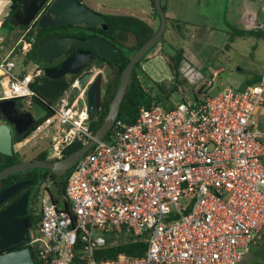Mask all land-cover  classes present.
<instances>
[{"label": "built area", "instance_id": "1", "mask_svg": "<svg viewBox=\"0 0 264 264\" xmlns=\"http://www.w3.org/2000/svg\"><path fill=\"white\" fill-rule=\"evenodd\" d=\"M29 33L7 51L0 41V101L21 100L31 111L35 96L43 100L52 116L28 141L54 131L49 157L61 159L66 147L94 138L86 89L73 104L71 92L50 104L33 89L44 69L15 73L14 56L35 48ZM72 88L83 90L77 80ZM263 105L264 80L174 109L141 108L133 124L120 125L80 159L59 203L49 191L42 197L40 223L27 241L38 263L242 264L264 239V132L255 120ZM110 238L115 245L141 240L146 252L98 260Z\"/></svg>", "mask_w": 264, "mask_h": 264}, {"label": "water", "instance_id": "2", "mask_svg": "<svg viewBox=\"0 0 264 264\" xmlns=\"http://www.w3.org/2000/svg\"><path fill=\"white\" fill-rule=\"evenodd\" d=\"M22 4L23 18L30 14L29 6L35 5L34 11L30 15V21L26 25H30L46 9V13L37 19L41 28H54L64 25L102 26L104 29L108 28L104 23L105 17L101 13L90 9L77 0H25ZM155 9L160 17V27L155 35L134 54L123 70L115 97L110 104L109 113L94 138L74 154L58 161L34 159L7 167L0 172V181L9 176L36 169L47 170L50 174L54 173L57 176H67L98 141H102L108 136L117 121L134 68L154 46L162 41L165 35L168 19L163 9L162 0H155ZM71 47L77 49V51L67 56ZM85 47L93 48L94 50H82ZM35 54L36 59L41 63L53 62L66 56L58 69L44 71L47 80L36 85L37 94L49 102L54 101L66 87V84L55 83L54 81L64 77L76 76L79 86L82 89H86L87 109L91 119L101 106L104 75L98 74L95 76V65H92L88 71H85V69L93 62L96 55L110 63H114L120 58L122 52L113 42L98 35L84 39L77 36L63 37L56 33L47 36L39 43ZM222 76L224 79L226 78L225 74ZM70 90L75 89L71 86ZM15 103V101H5L3 106H11V112L15 114L17 113L14 107ZM47 114L48 111L44 106L37 101H33L31 111L23 116L27 119L26 122L30 128L36 121L44 118ZM16 117L18 119L21 118L20 115ZM15 152L13 128L8 123L0 120V154L13 156ZM31 182H16L0 192V206L7 203ZM27 197L28 193L23 194L17 201L0 211V251L20 246L28 241ZM0 264H35V260L31 249L25 247L0 254Z\"/></svg>", "mask_w": 264, "mask_h": 264}, {"label": "rangeland", "instance_id": "3", "mask_svg": "<svg viewBox=\"0 0 264 264\" xmlns=\"http://www.w3.org/2000/svg\"><path fill=\"white\" fill-rule=\"evenodd\" d=\"M82 1L90 9L103 15L137 14L150 24L153 23L150 18L154 15L156 18V23L155 21L153 23L155 30L160 27V17L155 12L150 0ZM257 1L264 4V0ZM165 4L166 0H164ZM261 6L262 4L253 3V0H172L171 7L167 9V18L169 19L164 40L141 62L140 75L145 89L150 91L155 85L154 83L163 84V82L168 89L177 87V90L170 94L167 104H164L169 107L171 104L177 105L183 101L212 96L225 90L229 84L224 82L225 79L222 75L226 72L218 74L214 85L209 84L212 81L211 75L214 74L216 68H230L234 72L235 79H242L245 74L238 69L245 63L251 62L255 55L254 46H264V41L256 37H237L233 44L229 42V38L235 29L251 28V25L248 24L252 23L248 21V17L243 19V15L246 17L254 8ZM34 8L35 5L29 6L30 14L23 18V25L30 21V15ZM177 24L181 25L180 30L177 28ZM134 43L135 38L131 35L127 45L130 46ZM229 44L234 47L231 51L227 48ZM177 50H183L185 56L180 68L179 80L181 84L176 82L173 70L168 63L169 58L173 57ZM14 60L17 65L15 69L17 74L22 71L31 72L37 66V63L29 59L28 56L15 55ZM102 71L104 72V82H108L113 73L106 65ZM183 79L185 81L182 82ZM204 86H207V89L201 93L200 88ZM82 91L72 90L71 96L82 95ZM84 100L86 102V95ZM47 139L46 136H41L23 144H16L15 149L24 161L34 160L45 149L49 154ZM48 190L55 198H61V191L54 183L44 182L38 190L36 199L35 211L37 214H40L42 197L49 196ZM261 243L262 246L254 244L251 247L242 264H253L259 253L264 258V239Z\"/></svg>", "mask_w": 264, "mask_h": 264}, {"label": "trees", "instance_id": "4", "mask_svg": "<svg viewBox=\"0 0 264 264\" xmlns=\"http://www.w3.org/2000/svg\"><path fill=\"white\" fill-rule=\"evenodd\" d=\"M13 6H12V12L11 15H14L17 12H22L23 10V2L25 0H12ZM153 8L155 9V0H150ZM163 9L166 12V5H163ZM155 12L157 13L156 9ZM105 17L104 23L107 25V29H104L102 26L97 27H87V26H74V25H64L56 27L55 29L51 28H41L39 26L38 21L31 27L30 29V35H35L36 32L40 31V36L38 37V40L36 42L35 48L31 54L28 55L29 59L33 60L37 64H41L36 59V48L39 43H41L47 34L49 32H52L57 29L64 30V33L70 34L77 37H85V36H94L98 35L106 40L112 41L114 44H116L119 48L122 49V54L120 58L115 63H110L105 59H102L98 56H96V59L92 63V65H97L100 68L105 67V65L108 66L109 69H111L113 75L109 78L108 82L105 84V91L104 96L101 101V106L98 112L90 119L89 125L90 129L93 133V135L96 134V132L99 130V128L102 126L103 122L105 121L109 109L110 104L112 100L115 97L116 91L118 89L120 78L122 75L123 70L127 66V64L130 62L131 58L134 56V54L147 42L149 41L157 32L154 27H152L150 24H148L146 21L139 19L134 16H128V15H103ZM9 23V20H7L4 24V26H7ZM23 29H27L28 27H22ZM177 28L180 30L181 25L177 24ZM133 35L135 38V43L128 46L126 45L129 40L130 36ZM237 37H256V38H262L264 39V30L262 29H253V30H241V29H235L232 36L229 38V42L233 43L234 40ZM164 40V37L162 41ZM159 44V43H158ZM154 46L142 59V61L158 46ZM227 48H230V44L227 46ZM184 51L183 50H177L176 54L173 57H170L168 60L169 65L171 66L173 73L175 75V80L178 82V84H181V81L179 80L181 76V64L184 61ZM141 61V62H142ZM139 63L133 70L130 82L128 85V89L126 92V96L124 98V101L120 107L119 114L117 121L115 123V126L113 129L109 132L108 136L105 138L106 141H109L112 137L113 132L117 127L120 125H130L133 124L136 119L139 116L140 110L143 107H150L153 103L161 104L165 109H174L176 105L171 104L169 107L165 106L167 104V100L169 99V96L173 91L177 90L176 88H167L166 84L163 82V84L154 83L155 85L152 86L150 91H147L145 89V84L141 79L140 71H141V65L142 63ZM91 65V66H92ZM143 73V72H142ZM184 78V77H183ZM77 79L76 76L71 77L67 87L70 88L72 84ZM180 81V82H179ZM185 81V79L182 80V82ZM251 85L255 83H250ZM37 84L33 85V89L35 90ZM207 86H204L200 88V92L206 91ZM155 92V95L153 93ZM63 95V94H62ZM62 95L58 96L54 101H52L50 104H54ZM77 97V96H76ZM75 96L71 97V103L74 102L76 99ZM207 97H203L202 101ZM34 99L40 103L42 106H44L48 110V114L36 121L30 128L23 132H14V144H18L21 142L26 141L29 139L36 127V125L45 118L52 116V110L49 108L48 105H46L43 100H41L38 96H35ZM199 98H195L197 101ZM8 101H21V100H8ZM5 101H0V120L3 122H6L10 125L11 122V112L9 109L3 106V103ZM49 104V105H50ZM165 104V105H164ZM84 144L82 142H75L74 144L66 147L63 151L62 158H66L78 150H80ZM35 159L39 160H49V161H58L59 159H49L48 152H42L39 154ZM24 159L21 157L19 152H15L13 156H5L0 154V172L3 171L5 168L10 167L12 165L18 164L23 162ZM24 178H30L34 180L37 184L36 187V195L34 197H38V190L40 186L46 182L48 178H50V184L54 183L57 188L61 191V198H55V196L51 193V196L54 198L56 202L59 203V201L62 199L63 196V187L66 183L67 176H57L54 173L50 174L49 171L43 170V169H36L32 171H27L26 173L22 174H16L14 176H9L7 178H4L0 181V192H2L7 187L11 186L15 182L24 179ZM49 189V188H48ZM34 199L30 205L29 210L27 214L28 218V224H29V233H31L34 226L32 224V221L35 220L38 224L40 223V216L35 211V206L37 200ZM113 238L109 239V244L101 251L97 253L98 260H112L117 258L120 254H125L129 257H141L144 255L147 249V244L143 241L139 240H129L124 243L120 244H113ZM25 247H29L32 252V256L35 260V264H39L36 256L35 249L30 246V244L24 243L21 246H16L9 248L7 251H13L16 249H22ZM3 251H0V254H2Z\"/></svg>", "mask_w": 264, "mask_h": 264}, {"label": "crops", "instance_id": "5", "mask_svg": "<svg viewBox=\"0 0 264 264\" xmlns=\"http://www.w3.org/2000/svg\"><path fill=\"white\" fill-rule=\"evenodd\" d=\"M171 2H172V0H166V4H165L166 5V12H165L166 16H167V9L171 7ZM253 3L262 4V6L258 7V8H254L252 12H250L248 15H246V17H245V15H243V19L248 17V21L252 24H248V25H251V28H244V29L241 28V30H253V29L264 30V4L262 2L257 1V0H253ZM84 4H86V3L84 2ZM162 5H164V0H162ZM12 6H13L12 0H0V41H1L2 46L4 47L5 51L11 49L12 47H14L19 42V40L27 32V30L31 29V27L37 22V19H39L41 17V13H42L41 12L38 15V17L36 18V20H34L30 25H23L22 21H20L19 23L15 22V18L21 16L22 12H17L14 15H11ZM90 7L93 8V6H90ZM110 15H115V14H110ZM128 16H134V17H137L139 19H142L137 14H135V15L131 14ZM150 19L153 21V23H154V21L156 23V18L154 17V15ZM167 19H169V18H167ZM7 20H9V23L7 26H4V24ZM144 21H146V20H144ZM174 21L176 22L177 20H174ZM147 23L150 24L149 22H147ZM153 23H151L150 25L155 28ZM22 27H28V28L23 29ZM259 39L264 41V39H262V38H259ZM234 43L235 42H233V44ZM233 48H234L233 45H231L230 48H228V49L231 51V50H233ZM254 48H255V55H254V58L251 59V62L245 63L243 67H240V69H238V71H242L245 74V76L242 79H239V80L235 79L234 78V72L230 68L227 69L225 67H221V68H216L214 70V74L211 75L212 81H210L209 84L214 85L215 82L217 81L216 78H217L218 74L221 75L222 73H225V72H226V74H225L226 78H225L224 82L229 84L225 88V90H227V89L243 90L246 87L250 86L251 85L250 83L257 84L260 81L264 80V46L256 45V46H254ZM95 66H96V68L94 69L95 76H97L98 74L104 73L102 71L104 69V67L100 68L97 65H95ZM25 73H27V72L22 71L21 73H19V75H22ZM2 81H3V77H2V74L0 71V89H1V91H2V87H3ZM84 91L85 90H83L82 93ZM222 91H224V90H222ZM219 92H221V91H219ZM85 94H86V91H85ZM85 94H84V96H85ZM212 96H214V95H212ZM71 97L72 96L70 95V102H71ZM77 97H81V95H78ZM208 97H210V95ZM80 103H83V101H80ZM86 104H88L87 100H86ZM255 120L257 121L258 128L262 132H264V105L261 106L260 108H258L257 111L255 112ZM53 133H54V131H52L50 133V135L46 136L48 138L47 139L48 145H49L48 149L51 146V140H52ZM260 140L262 143H264V135L260 138ZM24 142H28V139ZM24 142H21L18 144H23ZM15 151H16V149H15ZM45 151L48 152V150H46V149L43 150V152H45ZM48 157H49V154H48ZM49 159H51V158L49 157ZM263 233H264V229H263ZM260 243L261 242H256L254 244L262 246V243L261 244ZM254 244H252L251 247ZM253 264H264V258H263L261 253L258 254V257L255 259Z\"/></svg>", "mask_w": 264, "mask_h": 264}, {"label": "flooded vegetation", "instance_id": "6", "mask_svg": "<svg viewBox=\"0 0 264 264\" xmlns=\"http://www.w3.org/2000/svg\"><path fill=\"white\" fill-rule=\"evenodd\" d=\"M79 3H82V4H84L83 3V1L82 0H77ZM85 5V4H84ZM46 13V9H44L43 11H42V13H41V15H44ZM23 19V17H22V15L21 16H19V17H16L15 18V22H17V23H19L20 21H23L22 20ZM52 27H49L48 29H51ZM56 27H54L53 29H55ZM58 28V27H57ZM56 33H58V34H60L61 36H63V37H65V36H73V35H70V34H66V33H64V30H62V29H57V30H54V31H52V32H49L48 34H47V36H49V35H51V34H56ZM40 36V31H37L36 32V36H35V38H36V42H37V40H38V37ZM46 36V37H47ZM45 37V38H46ZM88 37H90V35L89 36H85V37H80V38H88ZM112 42V41H111ZM116 45V44H115ZM127 45V44H126ZM117 46V45H116ZM118 47V46H117ZM120 50H121V52H122V49L121 48H119ZM82 50H84V51H92V50H94L93 48H89V47H85V48H83ZM75 51H77V49H74V48H70L69 49V53H68V55L67 56H69L71 53H73V52H75ZM97 56V55H96ZM96 56H95V58H94V60L96 59ZM66 57V56H65ZM65 57H62V58H59V59H57V60H55V61H53V62H49V63H45V62H42L41 64H37L38 66H40L42 69H44V71H46V70H49V69H58L59 68V66H60V64H61V62L63 61V59L65 58ZM119 59V58H118ZM94 60H93V62H94ZM92 62V63H93ZM92 63L91 64H89L88 65V67L85 69V71H88L92 66ZM115 63V62H114ZM106 67H108L107 65H106ZM110 71H111V69H110ZM112 72V71H111ZM106 74V73H105ZM70 79H71V77H64V78H62V79H60V80H55L54 82L55 83H64V84H66V87H65V89L61 92V94L60 95H62V94H65L66 92L68 93V92H71V94H72V91L70 90V88H68L67 87V85H68V83H69V81H70ZM45 80H47V78H46V76H45V74L41 77V78H39V79H37V81H36V84H39V83H41L42 81H45ZM105 83H107V82H103V85H102V98H103V96H104V91H105ZM83 90H84V88H83ZM86 96H87V93L85 94ZM16 103H15V109L17 110L16 112L17 113H15V114H13V112H11V106H4V107H6L7 109H9L10 110V112H11V122H10V125H11V127L13 128V131L15 132V133H17V132H23V131H25V130H27L29 127H28V125H27V122H26V118L23 116L24 114H26V113H28L29 111L27 110V109H25V107H24V103L22 102V101H15ZM17 115H20V119H18V117H16ZM22 119V120H21ZM20 181H32L29 185H27L26 187H24L16 196H14V197H12L7 203H5V204H3V205H1L0 206V211L1 210H3L4 208H6L9 204H11V203H13V202H15V201H17L23 194H25V193H28V197H27V214H28V210H29V205H30V203L34 200V199H36V197H34L35 195H36V187H37V184H36V182L34 181V180H32V179H30V178H24V179H21V180H19V181H17V182H20ZM16 183V182H15ZM28 219V218H27ZM32 224H33V228L32 229H36L37 227H38V223L35 221V220H33L32 221ZM28 234H29V230H28V233H27V238H28ZM25 243H27V242H25ZM24 244V243H23ZM22 244V245H23ZM21 246V245H20ZM14 247H16V246H14ZM12 248V247H11ZM8 250V249H7ZM7 250H5V251H3V252H7ZM17 250V249H16Z\"/></svg>", "mask_w": 264, "mask_h": 264}]
</instances>
